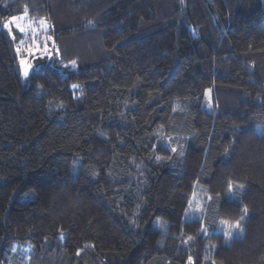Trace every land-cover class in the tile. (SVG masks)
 Masks as SVG:
<instances>
[{
  "label": "trees",
  "instance_id": "1",
  "mask_svg": "<svg viewBox=\"0 0 264 264\" xmlns=\"http://www.w3.org/2000/svg\"><path fill=\"white\" fill-rule=\"evenodd\" d=\"M24 12L53 37L27 82ZM25 263L264 264V0H0V264Z\"/></svg>",
  "mask_w": 264,
  "mask_h": 264
},
{
  "label": "rangeland",
  "instance_id": "2",
  "mask_svg": "<svg viewBox=\"0 0 264 264\" xmlns=\"http://www.w3.org/2000/svg\"><path fill=\"white\" fill-rule=\"evenodd\" d=\"M28 13L24 12L15 16H11L5 23H9V32L12 35V38L17 37L15 34L16 31L21 32L16 27V23H19L21 27H23L24 31L21 32L23 34L22 38L18 40L16 45V51L19 54V63H20V72L24 81L27 82L28 76L34 67V63L30 62L34 58L38 57V52L48 53L50 51V43L53 41L52 34H47L44 32L45 27L41 22H45L44 20L30 18ZM12 17H17V21H12ZM22 53V54H21ZM21 54V55H20ZM27 54V55H26ZM42 55V54H41ZM28 56L31 57L28 59ZM23 62V63H22ZM27 69V75H25V70ZM198 190L195 189V195L191 199L189 212L187 214L188 218H199L200 214L204 210L205 202L207 200L206 189L201 186H197ZM246 216L244 218L231 222L228 220L222 221L220 225V231L225 234V243L229 244L235 237H240L244 232V223L246 221ZM237 223L239 227H236ZM22 260V259H20ZM26 264V263H25Z\"/></svg>",
  "mask_w": 264,
  "mask_h": 264
},
{
  "label": "snow or ice",
  "instance_id": "3",
  "mask_svg": "<svg viewBox=\"0 0 264 264\" xmlns=\"http://www.w3.org/2000/svg\"><path fill=\"white\" fill-rule=\"evenodd\" d=\"M11 19H12V21H17V20H18L17 17H12ZM4 27H5V28H9V30H11L10 27H9V23H5V24H4ZM16 27H17V29H19L21 32L24 31L23 27H21V25H20L19 23H16ZM22 63H23V62H22ZM73 63H75V62L73 61ZM27 74H28V73H27V69H26V70H25V75H27ZM236 227H239V224H238V223H237Z\"/></svg>",
  "mask_w": 264,
  "mask_h": 264
}]
</instances>
